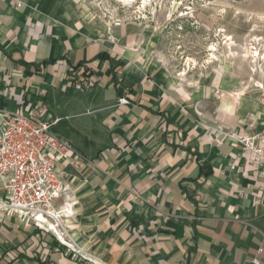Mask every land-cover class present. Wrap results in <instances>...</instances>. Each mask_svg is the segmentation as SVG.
Here are the masks:
<instances>
[{
    "label": "crops",
    "instance_id": "obj_1",
    "mask_svg": "<svg viewBox=\"0 0 264 264\" xmlns=\"http://www.w3.org/2000/svg\"><path fill=\"white\" fill-rule=\"evenodd\" d=\"M20 1L0 0V113L44 100L62 118L51 131L93 162L70 170L66 199L68 239L95 263L0 209V264H264V172L237 139L263 132L259 101L224 89L211 115L144 22L110 25L92 0ZM78 63L93 84L72 85Z\"/></svg>",
    "mask_w": 264,
    "mask_h": 264
},
{
    "label": "rangeland",
    "instance_id": "obj_2",
    "mask_svg": "<svg viewBox=\"0 0 264 264\" xmlns=\"http://www.w3.org/2000/svg\"><path fill=\"white\" fill-rule=\"evenodd\" d=\"M92 1L109 6L123 23L147 24L158 40L154 53L196 100H206L200 107L207 113L221 112L229 96L224 89L245 90L236 92L245 94L243 101H258L264 60L252 71L251 51H264V0Z\"/></svg>",
    "mask_w": 264,
    "mask_h": 264
},
{
    "label": "built area",
    "instance_id": "obj_3",
    "mask_svg": "<svg viewBox=\"0 0 264 264\" xmlns=\"http://www.w3.org/2000/svg\"><path fill=\"white\" fill-rule=\"evenodd\" d=\"M12 1L22 5L20 0ZM100 10L110 25L124 22L107 5ZM87 84H93V80ZM256 87L260 91L258 101L264 118V82ZM128 101L126 97L120 98L122 103ZM0 114V188L6 191L5 198H0V209L28 218L51 234L55 245L67 247L75 255L94 262L68 239V220L75 210L71 200L66 199L69 191L66 176L70 170L93 162L67 139L51 131L62 118L53 116L44 100L35 103L32 112L7 109ZM237 139L264 172V130Z\"/></svg>",
    "mask_w": 264,
    "mask_h": 264
},
{
    "label": "trees",
    "instance_id": "obj_4",
    "mask_svg": "<svg viewBox=\"0 0 264 264\" xmlns=\"http://www.w3.org/2000/svg\"><path fill=\"white\" fill-rule=\"evenodd\" d=\"M98 57H106L109 59V55L107 54V52H102L100 53ZM29 71V70H27ZM69 75L72 78V85L76 86V85H83L87 82H89L91 80L90 73H87L85 70L82 69V63H78V64H73L70 67L69 70Z\"/></svg>",
    "mask_w": 264,
    "mask_h": 264
},
{
    "label": "bare ground",
    "instance_id": "obj_5",
    "mask_svg": "<svg viewBox=\"0 0 264 264\" xmlns=\"http://www.w3.org/2000/svg\"><path fill=\"white\" fill-rule=\"evenodd\" d=\"M251 58H252V63H254L253 64L254 66H252V71H258L260 69L259 64H261V62L264 60V51H262V52H258L256 50H255V52L251 51ZM181 75H183V73ZM235 95L237 98H239V96H241L242 94L241 93H235Z\"/></svg>",
    "mask_w": 264,
    "mask_h": 264
}]
</instances>
